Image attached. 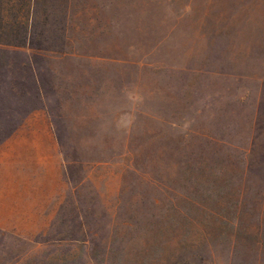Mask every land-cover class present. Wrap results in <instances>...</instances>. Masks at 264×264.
<instances>
[{
    "label": "rangeland",
    "instance_id": "374dc122",
    "mask_svg": "<svg viewBox=\"0 0 264 264\" xmlns=\"http://www.w3.org/2000/svg\"><path fill=\"white\" fill-rule=\"evenodd\" d=\"M105 1L88 45L118 89L52 107L65 233L103 264H264V0Z\"/></svg>",
    "mask_w": 264,
    "mask_h": 264
},
{
    "label": "crops",
    "instance_id": "0c3cea01",
    "mask_svg": "<svg viewBox=\"0 0 264 264\" xmlns=\"http://www.w3.org/2000/svg\"><path fill=\"white\" fill-rule=\"evenodd\" d=\"M105 4L0 0V120L13 123L0 135V264H103L93 242L65 233L83 213L70 209L58 141L68 129L52 107L102 105L118 89L115 57L88 45Z\"/></svg>",
    "mask_w": 264,
    "mask_h": 264
}]
</instances>
